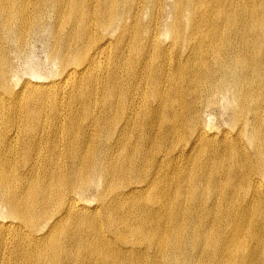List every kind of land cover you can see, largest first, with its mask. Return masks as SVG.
Here are the masks:
<instances>
[{
    "label": "bare ground",
    "instance_id": "6f19581e",
    "mask_svg": "<svg viewBox=\"0 0 264 264\" xmlns=\"http://www.w3.org/2000/svg\"><path fill=\"white\" fill-rule=\"evenodd\" d=\"M0 30L56 64L15 89L0 44V264H264V0H0Z\"/></svg>",
    "mask_w": 264,
    "mask_h": 264
},
{
    "label": "rangeland",
    "instance_id": "374dc122",
    "mask_svg": "<svg viewBox=\"0 0 264 264\" xmlns=\"http://www.w3.org/2000/svg\"><path fill=\"white\" fill-rule=\"evenodd\" d=\"M2 36H5V33L3 34V31L0 30V44L2 45L1 47L5 50L6 54H9L14 67L12 80L14 82L13 87L15 89H19L33 72L40 73L42 76L46 77L49 76L52 71L55 70L56 64L52 61L48 54V33L35 36L29 42L26 50H24L21 54L17 53L16 51L9 52V46L7 45V43L13 42L1 39ZM60 102L64 103L63 100H60ZM223 102V105H225L226 102ZM221 105L222 102L218 104L216 108L211 107V109H208L206 112L209 116H211L210 123L216 131L225 128L228 129L233 125L230 118L229 109L227 108V110L226 106L224 108V106L222 107ZM61 112L67 114L69 112L68 107L66 106L65 110ZM87 197L93 203L97 202V199L95 198V190H91Z\"/></svg>",
    "mask_w": 264,
    "mask_h": 264
}]
</instances>
